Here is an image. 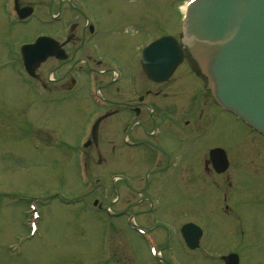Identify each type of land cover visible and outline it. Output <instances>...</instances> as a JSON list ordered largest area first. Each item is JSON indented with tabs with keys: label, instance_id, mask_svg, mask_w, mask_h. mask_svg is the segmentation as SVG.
Segmentation results:
<instances>
[{
	"label": "rangeland",
	"instance_id": "1",
	"mask_svg": "<svg viewBox=\"0 0 264 264\" xmlns=\"http://www.w3.org/2000/svg\"><path fill=\"white\" fill-rule=\"evenodd\" d=\"M188 1L23 0L35 8L34 16L14 23L12 3L0 0V264H168L157 263L149 255L153 245H161L165 260L175 255L180 264H223L220 257L233 252L239 254L241 264H264V138L231 115L218 111L200 137L171 135V147L175 140L190 148L198 144L192 151L198 153L217 144L227 150L231 161L230 171L217 177L208 169L200 172L204 157L188 156L187 171L181 177L186 188L173 178L164 188H148L143 195L123 188L119 190L123 195L117 198L110 188L99 187L103 179L107 183L109 176L121 170L131 179L148 167H132L130 149L123 151L128 159L125 170H120L123 166L119 167L118 160L108 165L101 161L111 156L112 148V161L122 153L123 149L117 148L118 130L111 134L107 127L118 126L124 116L129 118L131 114L126 112L104 123L97 149L80 146L86 140L95 107L86 93L89 66L95 69L104 90L122 68L123 79L128 75L126 93L133 94L129 98L134 103L152 88L166 100L153 102L154 117L168 111L167 118L174 121L172 126L178 132H189L195 125L188 112L196 103L199 111L203 105L210 106V92L187 62L167 83L152 85L137 60L149 39L162 34L181 36ZM73 2L75 8L70 7ZM61 4L63 18L54 22L51 8L56 16ZM92 8L96 18L91 19H97L100 28L81 46L78 37L84 36L82 31L90 17L86 14ZM95 10L100 11L101 19ZM74 23L75 39L63 47L68 52L67 62L61 65L48 59L36 71L40 77L36 87L26 81L16 53L19 45L32 42L40 34L62 44L70 34L64 28ZM85 34L90 36L87 31ZM75 49L76 56L71 58ZM40 86L45 87L44 92ZM58 91L64 93L58 95ZM119 91L113 87L106 93L118 101ZM152 100L150 94L146 102ZM149 120L146 114L141 122L149 126ZM83 161L87 165L82 175ZM132 184L139 186L135 181ZM117 187L121 188L119 182ZM146 197L157 199L153 214L148 213L147 203H138ZM33 199L37 201L35 207ZM108 210L124 213L109 220ZM127 212H137L135 220L156 235L148 240L149 236L129 230ZM188 222L204 230L197 250H189L180 233ZM169 238L170 249L166 246Z\"/></svg>",
	"mask_w": 264,
	"mask_h": 264
},
{
	"label": "water",
	"instance_id": "2",
	"mask_svg": "<svg viewBox=\"0 0 264 264\" xmlns=\"http://www.w3.org/2000/svg\"><path fill=\"white\" fill-rule=\"evenodd\" d=\"M182 44L208 78L217 102L264 133V0H198L188 9ZM183 48L172 37L146 48L141 64L149 78L167 79L182 62ZM62 54L48 38L23 48L30 73L48 57L64 58ZM212 156L218 159L217 170L224 171L228 165L224 152L216 150ZM182 232L191 248L198 246L202 234L198 227L189 224ZM224 259L226 264L238 262L236 255Z\"/></svg>",
	"mask_w": 264,
	"mask_h": 264
},
{
	"label": "flooded vegetation",
	"instance_id": "3",
	"mask_svg": "<svg viewBox=\"0 0 264 264\" xmlns=\"http://www.w3.org/2000/svg\"><path fill=\"white\" fill-rule=\"evenodd\" d=\"M19 4L22 7L27 6V4L25 2H23V0H19ZM54 3L51 4V7H54L53 5ZM62 4L60 6H58V12L57 14H61L63 9H62ZM33 7V6H32ZM33 11H35V8L33 7ZM52 8H51V16L52 15ZM23 22V20H22ZM75 28V26L73 27V29ZM72 29V30H73ZM90 33H93L94 31L91 30V27L88 26L87 29ZM86 29H84L82 31L83 35L81 38L78 37V41H80V45H86L87 40H90V36L87 37V35L85 34V32L87 31ZM74 38V35H72V37L70 38V41L68 42V45L71 44L72 40ZM75 39V38H74ZM67 52V50H66ZM76 52L77 49L74 50L72 57L71 58H75L76 56ZM68 53V52H67ZM89 57H87L86 61H89ZM65 62H67V60L61 62V65H64ZM96 62V61H95ZM98 64H101V62H96ZM89 69L91 70L92 68L89 66ZM94 70V68L92 69ZM122 85H124V81L122 82ZM154 90L148 89L146 91H144L143 95L138 96L136 102H133V99L128 98L126 101H122L119 102L120 107H122L123 109H120V111H125L128 109V111H137L138 115L143 118L148 112L149 109H151V107L153 106V102L154 100H152V102H146V100L148 99V97L150 96V94H152V97L154 98ZM109 103H111L109 100H107ZM117 112H119V110H117ZM133 122H124V126H128L127 128V136H128V140L126 138H124L123 136L121 137V139L118 141L117 143V148L123 149L122 153H118L116 154L119 166H123V168L127 167L126 166V162L128 161L127 159V155L126 153H124L123 151L125 149H131L132 150V158H131V162L133 165L138 166V164L140 163L143 167L144 166H148V171L146 173V175H142L143 178H139V182L141 183V186H133L129 183V180L127 178H122V183H121V188H131L133 191H137L139 194H143L148 188H164L165 185H161L164 180L170 182L171 178L177 179V174L181 180V176H182V172H183V166L176 165V168L174 170V172L172 173H168L167 167L163 164L162 158H165L167 161V164L171 162V160H173L174 158L177 160L181 161L182 164V160H185L187 158V145L185 143H182V141H173L175 143L174 147H171L169 139H171V135L173 134L172 128L170 129L171 131H161V127L156 128L155 133L152 135V137L147 136V135H143L142 133L139 134V129H144L145 126H140L137 128L133 127L132 125H130ZM136 124H142L141 120L139 122H136ZM174 124V122L172 123ZM156 125V120H153L150 124V126H155ZM173 127V126H172ZM148 128V127H147ZM174 129V134L175 135H185L188 133L186 131H182V130H175ZM145 133H148L146 128L144 130ZM178 132V133H177ZM186 132V133H185ZM155 137H158V139H154ZM150 147H152L153 149H155L154 151L150 150ZM171 147V148H170ZM115 149L112 148V151H114ZM115 153V151L113 152ZM112 153V155H113ZM108 158H104L101 161H108ZM176 160V161H177ZM108 164V163H107ZM207 165V164H206ZM208 168V165H207ZM134 188H139V189H134ZM146 203H148V201H151L149 198L146 197L145 199Z\"/></svg>",
	"mask_w": 264,
	"mask_h": 264
}]
</instances>
